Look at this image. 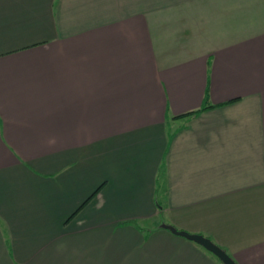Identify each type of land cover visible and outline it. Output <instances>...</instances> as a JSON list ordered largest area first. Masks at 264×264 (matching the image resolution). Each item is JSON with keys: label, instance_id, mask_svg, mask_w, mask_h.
<instances>
[{"label": "crops", "instance_id": "crops-1", "mask_svg": "<svg viewBox=\"0 0 264 264\" xmlns=\"http://www.w3.org/2000/svg\"><path fill=\"white\" fill-rule=\"evenodd\" d=\"M161 214L264 264V0H0V264H222Z\"/></svg>", "mask_w": 264, "mask_h": 264}, {"label": "water", "instance_id": "water-1", "mask_svg": "<svg viewBox=\"0 0 264 264\" xmlns=\"http://www.w3.org/2000/svg\"><path fill=\"white\" fill-rule=\"evenodd\" d=\"M162 227L171 231L175 235L182 236L201 245L207 251L216 256L222 262V264H237L221 247H219L212 240L203 235L190 234L185 231H179L170 225H162Z\"/></svg>", "mask_w": 264, "mask_h": 264}, {"label": "rangeland", "instance_id": "rangeland-1", "mask_svg": "<svg viewBox=\"0 0 264 264\" xmlns=\"http://www.w3.org/2000/svg\"><path fill=\"white\" fill-rule=\"evenodd\" d=\"M167 220H168L167 215L161 214L160 216L158 215L157 217H152L151 219H145V220L138 221L136 224L142 230H144V232L147 234V228L153 227V224H156L158 226L159 225L162 226L163 223H164V224H167L168 225L169 223H166ZM133 224H135V223H133Z\"/></svg>", "mask_w": 264, "mask_h": 264}, {"label": "trees", "instance_id": "trees-1", "mask_svg": "<svg viewBox=\"0 0 264 264\" xmlns=\"http://www.w3.org/2000/svg\"><path fill=\"white\" fill-rule=\"evenodd\" d=\"M209 107H211V106H206V105L204 104V106H203L200 110L195 111V112H192V113H189V114H193V113H197V112L203 111V110H205V109H207V108H209ZM94 194H95V193H94ZM94 194H93V195H94ZM93 195H92V196H93ZM92 196H91V197H92ZM91 197H90V198H91ZM84 204H85V203H84ZM82 206H83V205H82Z\"/></svg>", "mask_w": 264, "mask_h": 264}]
</instances>
